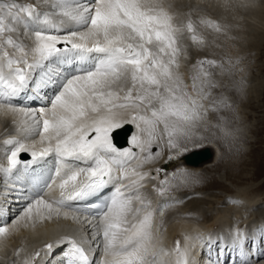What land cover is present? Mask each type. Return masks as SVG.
Listing matches in <instances>:
<instances>
[{"label": "snow or ice", "instance_id": "snow-or-ice-1", "mask_svg": "<svg viewBox=\"0 0 264 264\" xmlns=\"http://www.w3.org/2000/svg\"><path fill=\"white\" fill-rule=\"evenodd\" d=\"M41 5L47 6V10L42 11ZM219 6L228 9L255 4L254 0H220ZM171 8L168 0H37L35 4H21L17 0L3 3L0 0V115L23 112L25 116L36 117L35 112L4 102L25 88L36 69H48L42 71V80L47 84L52 81L51 64L66 59L65 53H75L79 60L89 65L79 68L77 74L65 77L59 92L51 100V106L39 110L37 126L40 120L43 123L40 142L42 145L47 142L46 147L37 152L30 151V146L16 139L3 142L12 146L7 155V167L0 166V172L6 176L18 169L22 152L30 151L33 161L54 153L58 166L46 187L51 188L59 179L60 198L49 201L39 195L34 199L29 197L30 202L11 225L0 226V250L21 227L31 225L34 228L38 222L50 221L61 214L65 219L77 220L76 213L82 210L71 208L69 202L84 201L113 181L120 182L134 176L135 179L128 184H118L110 202L103 208L97 204L90 206L100 209L97 213L99 226L91 225L95 229L92 241L77 242L70 237H60L57 243L68 245L62 264H93L83 245L100 236L103 255L98 264H194L190 258L192 246L187 243L188 236H185L183 248L179 241L171 251L160 246L159 230L153 231L154 211L147 210L149 203L139 192L141 182L149 174L126 168L129 160L136 159V168H142L160 156V152L153 154L151 150L160 135V125L168 137V147L173 149L179 147L181 139H191L207 115L200 100L181 87L183 79L179 71L180 57L187 55L181 43L185 29L198 46L204 44V39L196 33L190 15L186 24L179 25ZM54 16L63 19L57 24L52 19ZM67 22L86 30L69 29L62 35L64 29L61 26ZM200 23L216 32L224 30L217 21L209 18L201 17ZM21 27L25 35L32 34L30 47L13 36ZM9 48L14 51L10 53ZM197 64L205 77L199 90L200 99H206L210 93L204 92L203 84L216 85L208 81L209 74L204 72L203 66L214 65L215 61L201 59ZM198 79L199 75L193 77L194 90ZM154 103L158 107H153ZM129 123L137 128L131 143L140 153L147 155L140 156L131 150L120 151L113 145V131ZM160 138L162 142L163 137ZM69 158L90 162L91 166L72 170L67 166ZM117 169L118 176L114 174ZM81 175L85 180L77 186L75 182ZM177 178L181 182L188 179L173 174V179ZM160 183L167 186L170 181ZM69 185L71 190H68ZM124 189L129 190L128 194ZM165 190V187L158 189L161 194ZM134 199L140 201L139 207L133 208ZM70 208L71 211L65 210ZM137 216L140 218L136 219ZM203 238L202 235L195 237L201 241ZM244 238L243 230L236 229L234 241L241 247ZM53 248L52 243L44 245L47 253ZM15 254L19 255V250ZM40 254L35 252L24 260V264H36ZM164 257L174 259L165 260ZM243 264H248L246 257Z\"/></svg>", "mask_w": 264, "mask_h": 264}, {"label": "bare ground", "instance_id": "bare-ground-1", "mask_svg": "<svg viewBox=\"0 0 264 264\" xmlns=\"http://www.w3.org/2000/svg\"><path fill=\"white\" fill-rule=\"evenodd\" d=\"M169 2L172 4L171 11L174 13H178V15L181 11L180 9L184 5L199 7L197 9L203 7L202 3H200L198 0H190V2L183 0H171ZM52 19L54 20V22L59 24V21L63 18L54 16L52 17ZM61 27L64 29V31L60 33L62 35L66 34L67 30L69 29L78 31L86 30V28H77L72 22H67ZM21 28L23 29V27ZM24 36L27 37L23 40V43L26 46L30 47L33 38L32 34L29 33L28 35H25L24 33ZM89 46H91V42H89ZM8 51L12 53L14 50L9 48ZM64 55L66 59L62 61L57 60L51 64V67L54 64L59 68L58 70L61 69V76L53 72V74L51 73L52 81L45 84L42 80V71L46 72L48 71V69H36L33 73V77L29 80V83L23 90L16 94L18 96V101H4L5 103L10 102L18 109H24L28 112H35L36 117L32 118L30 116H25L23 112L12 113L7 116L0 115V126L2 127L0 128V147L4 151L1 152V155H3V157L0 159V166L7 167V155L10 154V149L12 147L3 143L6 139L12 138L19 140L21 143L30 146V151L35 150L39 152L42 147L47 146V142H45L43 145L40 142V131L42 130L43 123L42 120H40L39 126H37V120H39V110L46 109L51 106V100L59 92L61 81L65 77H70L71 75L77 74V70L81 67L89 66L84 61L79 60L76 57L75 53H65ZM92 55L95 56L96 54ZM29 59L31 58L29 57ZM183 60L184 58L180 57V61ZM44 79H47V77H45ZM47 95L49 96L46 99ZM32 98L35 100H33ZM22 121L24 123H21ZM202 123L203 122H201V125ZM128 125L130 126V129L126 133L125 142L123 144H117L112 141L113 145L120 151L131 150L140 156L147 155V153H140V150L131 143L132 137L137 134V128L135 124L129 123ZM162 126L163 125L159 126V130H161V132H163ZM201 127L202 126H200L199 128ZM4 135L7 136L3 137ZM164 137L165 138L164 140H162V142L157 141L158 139L153 142L151 146L152 152L153 150H158L160 147L163 148L168 146V137L166 135ZM204 137H194L191 139L199 141L201 143ZM188 142L189 139L185 138L181 139L179 141V144L182 145ZM205 145H211L212 148L216 147L212 143L205 142L196 146H191L187 148L188 150L181 149L177 152H171V155H167V157L160 156L159 159L157 158L156 162L153 161L151 163L145 164L146 167H149L151 169V172L153 171V177L155 178L153 180L157 182L156 184L160 183L162 180L174 181L173 184L169 183V185L164 186L166 190L163 192V194L159 192L153 194L151 191V196L148 195V193L146 194V192L145 194L142 193L147 189L141 191L142 188H147L151 182L150 180L152 177L149 178L150 176L148 175V177H146V179L141 182L142 187H140L139 189V192L144 198L145 202L149 203L150 205L147 210L154 211L153 231L154 233H156V229L158 228L159 230L157 235L160 246L168 251H171L175 248L176 242L179 241L181 248H183L186 243L185 236H188L190 239L187 241V243L192 246L190 258L194 261V264H243V260L245 257L247 258L248 264H264V206H259V204L261 205L262 203L259 201L263 197H260V195H258L257 193L248 192V190L245 188L239 189V191H237V195L233 193V195L231 194V201L228 200L227 202V200L223 199V202L229 204L220 206L216 205L215 208L213 207L215 210L211 212L209 216H207V219L194 218L193 215H190L185 211L170 210V207H172L173 205L177 206L179 205L178 203H181L179 201V195H181V193H183L182 198H186L189 201V204H191L190 208H193L192 210H196L201 206V204H203L204 201V199L195 197V195L191 194L194 191L191 189V186L193 187L194 185L193 182L187 181L183 183L180 180L173 179V173H175L174 171L180 170L181 172L182 167H184L185 169L189 168L196 170L198 168L205 169L206 167L215 169L219 166H225L229 173L234 171L235 165L233 160L229 161L227 159L229 156H226V159L222 158L220 161L223 163L219 164L217 159L220 158V156H218V154H215L213 156V152L209 147H207L210 152V157L208 159L201 160L196 165H188L185 163L184 156L190 155L193 149H197L202 146L204 147ZM183 146L186 147L188 145ZM30 151L24 152V154H26L25 159L19 158L21 164L18 166L17 170H14V173L12 175L6 176L4 173L0 172V178H2L1 180H4L2 181V183L9 185H2L3 190H0L2 192V194L0 195V206H2L3 208V211L0 212V226H10L12 220L19 215L18 214L16 216L15 214L16 217H11L9 209L10 205H13L16 208L19 206L25 207L26 204L30 202L28 198L30 197L34 199L37 198V195L43 196L46 200L49 201L58 200L60 198V189L57 186L59 183V179H57L56 184H53L51 188L46 187V182L51 183L50 178L54 176L55 170L58 166L57 157L54 153H52L43 158H37L35 161H33V157L31 156ZM172 156L178 157V160H180V162L176 165L182 166H172V164L175 165L174 160L176 161V159H173ZM212 156L213 159L208 164L203 166L200 165L210 160ZM169 157L172 158L169 159ZM137 163L138 161L136 159L129 160L126 168L129 171L135 168L136 171L142 172L145 165H143L142 168H136ZM238 165L240 164L238 163L237 166ZM67 166L72 170H79L86 169L90 167L91 164L90 162H85L83 160H75L69 158L67 161ZM257 166L259 168L255 173L256 175L259 172L264 171V166L260 162H257ZM157 169H159V171H157ZM162 170L165 172H162ZM183 170L182 173H185L183 172ZM114 174L118 176L120 174L119 170L117 169ZM197 174H195V176ZM132 179H135V177L129 176L127 179L120 182L113 181L111 183V188L105 193L107 194V203L110 202L111 197L115 192V188L119 183L128 184ZM198 179H201V176H199ZM202 179L207 181L209 185H212L211 187H213V185H217V182L212 177H203ZM84 180L85 176L81 175L77 178V181L75 183L77 186H79V184ZM40 181L44 182L43 187H38L37 183ZM71 187L72 186L69 185L68 190H71ZM124 191L126 194H128L129 190L124 189ZM3 192L12 193L8 194L12 198L4 197L3 195L6 194H4ZM232 200L238 201V203H233ZM12 202H16V204H13ZM69 203L70 205H75L74 202ZM139 206L140 201L134 199L133 208ZM71 208H79L82 210L80 213H76V215L78 216L77 220H74L72 218L65 219L63 214H61L63 218L53 217V219L50 221L46 220L43 222H38L34 228L30 225L28 228L21 227L18 231L14 232L6 241V247L3 248V250H0V264L4 263L6 259L7 261H12L11 264H24V260L31 257L37 251H39L41 254L38 258H36V264H62V262H64L66 259L65 253L68 250V245L63 242L57 243L60 237H70L77 240V242L83 241L85 239H87L88 241H92V233L93 231H95V229H93L91 225L96 224L97 226H99L98 215L89 214L87 207L81 208L79 205H75V207L71 206ZM71 208L65 210L71 211ZM163 208L165 210V216H163L164 225L160 226V219L162 218V216H160V213ZM253 211L258 213V215H256V217L252 221L245 224L244 220L246 218L244 219V217L242 216L246 212L248 215ZM142 214L143 210L141 212V215ZM238 216H240L241 218H238ZM139 218V216L136 217V219ZM237 218L240 219V221H243L242 223L244 227H238L237 222L235 221L237 220ZM129 219L132 220V217L129 216ZM236 229L243 230L245 234L242 247L234 241V234ZM197 235H202L204 237L203 240H196L195 237ZM100 242H102V236H100L96 241H93L92 243H85L83 245L86 248L89 256H92L91 258L93 264H98L103 255L102 243L99 244ZM46 243H52L54 245L53 251L51 253H47L44 249V245ZM17 250H19V255L15 254ZM164 259L170 260L174 259V257H164Z\"/></svg>", "mask_w": 264, "mask_h": 264}, {"label": "rangeland", "instance_id": "rangeland-1", "mask_svg": "<svg viewBox=\"0 0 264 264\" xmlns=\"http://www.w3.org/2000/svg\"><path fill=\"white\" fill-rule=\"evenodd\" d=\"M9 1L11 0H2L3 3H8ZM169 1L171 0H168V2ZM183 1L190 2V0ZM198 1L203 5L200 9H197L199 7L184 5L180 9L181 11L179 15L175 12L176 23L179 25L186 24L190 15L195 24L196 33L204 39V44L198 46L193 43L190 34L186 29L181 37V43L187 53L186 56H181L184 58V60L181 61V67L179 70L183 79L181 87L190 95L199 99L200 103L203 104L204 109H207V115L202 121V127L198 128L199 130L196 129V133L192 138H202L206 136L201 143L209 142L216 146V149L212 148L211 145H205L204 147H209L213 152V156L215 154L220 156V158L217 159L219 164L223 163L220 161L222 158L229 156L230 158L228 157L227 159L229 161L233 160L235 166L234 171L230 173L225 166H219L215 169H211V167H206L205 169L198 168L196 170L189 168L185 169L182 167V170L184 169L183 172H185L186 175L185 173H182V170L181 172L180 170L174 171L175 173L173 174H176L177 177L187 176V181L194 183L193 187L191 186V189L195 192L193 191L191 194L195 195V197L204 199V201L200 207L196 210H192L193 208H190L191 204H189V201L186 198H182L183 193H181V195H179V201L181 203H178L179 205L177 206L173 205L170 207V210L185 211L190 215H193L194 218L207 219V216L215 210L214 208L216 205L220 206L229 204L223 201H231V194L233 193L237 195L239 189L245 188L248 192H255L260 195V197L264 198V171L259 172L257 175L255 174L259 168L257 162H260L264 166V0H254L255 6L228 9L219 6L220 0ZM17 2L21 4H35L37 0H17ZM40 7L42 11L47 10V6L45 5ZM201 17L217 21L224 30L216 32L211 28L205 27L200 23ZM13 36L15 39H20L19 41L21 42L27 37L24 36V30L22 28H20L18 34L13 33ZM201 58L215 61L214 65L205 64L203 66L204 72L209 74L207 77L208 81L216 85L215 87H209L208 84H203L204 92L210 93L207 95L206 99H200L202 94L199 93L202 82L205 80V77L200 73V68L197 64V61L201 60ZM51 68L53 70L52 74L53 72L57 75L62 73L60 72L61 69L58 70L59 68L54 64ZM197 75L200 76V79L196 81V89L194 90L192 87L193 77ZM161 92H163V89H161ZM48 96L49 95L46 96V99ZM154 104V107H158V104ZM0 128L2 127L0 126ZM222 129L229 134L225 135ZM159 131L160 135L157 136V141L161 142L160 137L162 136L164 140L165 135L161 130ZM5 136L7 135H4L3 137ZM201 143L189 139L188 143L182 145L179 144V147L177 148L170 149L168 146L163 148L160 147L158 150H153V154L160 152L161 157H167V155H171V152H177L181 149L185 150ZM183 145L188 146L185 147ZM201 148H203V146L197 149L195 148L192 151ZM0 150L1 159L3 157V155H1V152L3 151L1 147ZM213 156L210 160L200 165L203 166L208 164L213 159ZM172 157L173 159H176V161L174 160L175 165L172 164V166H182L176 165L180 162L178 157ZM156 160L154 162H156ZM237 161L240 164L238 166ZM150 170L151 169L146 167V165L143 167L142 172H147L150 176L149 178H152L151 180L149 179L151 182L148 187H144L145 189L142 188L141 191L147 189L142 193L145 194L146 192V194L148 193V195L152 196L151 191L153 194L159 192L158 189L164 187V185H161V183L156 184L157 182L153 180L155 179L153 177V171L151 172ZM162 172L165 171L162 170ZM195 174L197 175L195 176ZM199 176H201V179H198ZM203 177H212L217 182V185L211 187L212 185H209L207 181L202 179ZM1 179L2 178H0V190H3L2 185H9L3 184L2 181L4 180ZM176 180L180 179L177 178ZM173 183V180L170 181V184ZM1 194L2 192L0 191V195ZM4 194H6L3 195L4 197L12 198L8 195L12 193L8 192ZM263 198L259 201L263 204L261 203L260 205L258 203L259 206H264ZM13 204H16V202ZM12 206L13 205L9 206L12 218L16 217L24 208V206H19L17 208ZM164 211L163 208V214ZM244 215L242 217H244V219L246 218L244 220L246 224L247 222L252 221L258 213L253 211L248 215L246 212ZM160 216H162V218L160 219L159 225L163 226V216H165V214L161 215L160 213ZM60 217L63 218V216ZM238 218L241 217L238 216ZM238 218L235 220L238 227H244L242 223L243 221H240ZM101 243L102 242L99 244ZM11 263L12 261H7L6 259V261L1 264Z\"/></svg>", "mask_w": 264, "mask_h": 264}, {"label": "water", "instance_id": "water-1", "mask_svg": "<svg viewBox=\"0 0 264 264\" xmlns=\"http://www.w3.org/2000/svg\"><path fill=\"white\" fill-rule=\"evenodd\" d=\"M130 129L128 124L123 125L119 129H115L111 134L112 140L117 144H123L126 140V133ZM210 157V152L207 147L192 151L190 155L184 156V161L188 165H196L201 160H206Z\"/></svg>", "mask_w": 264, "mask_h": 264}]
</instances>
